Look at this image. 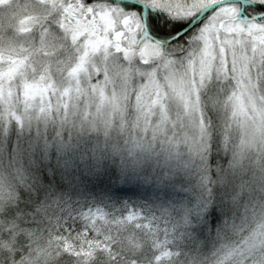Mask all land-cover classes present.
<instances>
[{
  "label": "snow or ice",
  "instance_id": "snow-or-ice-1",
  "mask_svg": "<svg viewBox=\"0 0 264 264\" xmlns=\"http://www.w3.org/2000/svg\"><path fill=\"white\" fill-rule=\"evenodd\" d=\"M32 112L102 135L114 163L157 142L177 160L187 152L184 166L198 162L207 194L213 133L234 165L252 155L264 162V0H0V114L21 123ZM19 196L0 215L22 224L21 214L39 215L40 199ZM240 196L232 197L239 207ZM54 204L56 264H88L113 229L118 236L128 226L155 229L147 264H264V203L242 205L214 238L207 218L197 222L203 198L175 221L162 210V242L155 217Z\"/></svg>",
  "mask_w": 264,
  "mask_h": 264
},
{
  "label": "trees",
  "instance_id": "trees-1",
  "mask_svg": "<svg viewBox=\"0 0 264 264\" xmlns=\"http://www.w3.org/2000/svg\"><path fill=\"white\" fill-rule=\"evenodd\" d=\"M213 135L217 139L216 134ZM215 139L214 147L208 152L207 174L210 177V192L207 194L200 187L199 171L129 168L122 163L120 157L115 158L114 163V158L108 154L106 148L98 150L93 143H82L76 150L68 148L62 154L51 150L47 155L37 156L34 162L24 169L22 183L14 181L13 193L16 199L8 201L6 207L14 206L20 200L19 191L23 189L33 196H39V215L21 214L20 220L27 222L22 224H18L14 218L4 217L7 220L6 242L10 243L6 257H15L18 251L22 255L29 234L35 233L38 240L50 245L46 252L51 254L42 255L36 264H56L55 257L59 253L49 240V232L54 230L55 217L59 215L55 202L85 210L100 207L111 212L116 208L125 213L136 211L149 218L155 217L161 228L158 239L162 242L165 238L162 230L165 221L159 219L161 211L168 210L171 213L168 220L175 221L177 212L182 208H191L198 199L203 198L205 206L197 214V222L203 223L207 218L214 238L226 219L240 214L239 206L234 204L232 197L240 192L242 206L250 204L254 195V191L237 188L236 183L230 182L229 178L220 184L216 183V171L222 174L224 167H228V154L222 151L221 143ZM111 170H115V176L111 175ZM101 172L105 174L96 175ZM13 225L16 226L9 233L8 229ZM154 231V228L137 230L128 226L117 236L116 230L113 229V241L109 245H101L103 251L97 249L88 258V264H110L109 251L119 257L116 264H147L146 257L153 254L152 241L157 238L152 235ZM58 264L74 262L66 257L59 260Z\"/></svg>",
  "mask_w": 264,
  "mask_h": 264
},
{
  "label": "rangeland",
  "instance_id": "rangeland-1",
  "mask_svg": "<svg viewBox=\"0 0 264 264\" xmlns=\"http://www.w3.org/2000/svg\"><path fill=\"white\" fill-rule=\"evenodd\" d=\"M216 137L215 140L221 143L222 151L228 154V167H224L225 171L222 174L216 171V183L220 184L229 178L230 182L236 183L237 188L253 192V185L256 181L251 157H247L239 165H234L232 150L224 144L218 134ZM85 142L93 143L98 150L106 148V142L102 135L81 130L75 126V123L71 125L62 123L54 114L45 115L32 112L30 118H24L21 123L9 120L0 114V177H3V190L0 191V195L5 197L4 202L0 203V211L6 207L8 202L6 199L8 190L14 192V181L17 180L18 184L22 183L24 169L31 165L37 156L47 155L51 150H55L59 154L68 148L76 150ZM120 145L123 146L122 139ZM120 158L122 163L129 168L156 170L164 168L172 171L183 169L190 172L191 170L199 171L201 174L198 162L191 163L187 167L184 166L183 162L190 159L187 152H182L177 160L175 157H169L160 148L159 142L156 143L155 150L151 153H138L135 161L131 160L127 153ZM207 170L208 167L205 171L207 172ZM5 220L0 215V264H36V261L42 256L39 251H47L50 245L43 243V240H38L36 234L32 232L34 235L30 233L27 243H24L23 254L21 255L18 251L19 255L7 258L6 250L10 247V243L6 242Z\"/></svg>",
  "mask_w": 264,
  "mask_h": 264
},
{
  "label": "clouds",
  "instance_id": "clouds-1",
  "mask_svg": "<svg viewBox=\"0 0 264 264\" xmlns=\"http://www.w3.org/2000/svg\"><path fill=\"white\" fill-rule=\"evenodd\" d=\"M255 168V183L253 185L254 195L251 197V204L264 203V162L257 163L255 155L250 156ZM240 214L243 213V207H239Z\"/></svg>",
  "mask_w": 264,
  "mask_h": 264
}]
</instances>
